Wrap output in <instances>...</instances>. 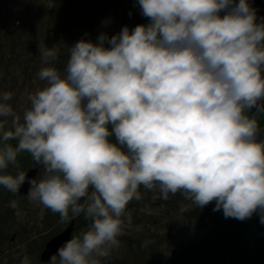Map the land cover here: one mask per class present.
Returning <instances> with one entry per match:
<instances>
[{"label": "clouds", "instance_id": "obj_1", "mask_svg": "<svg viewBox=\"0 0 264 264\" xmlns=\"http://www.w3.org/2000/svg\"><path fill=\"white\" fill-rule=\"evenodd\" d=\"M138 5L149 23L78 40L63 72L59 50L41 46L45 85L25 94L22 117L12 93L0 92V118L11 119L9 128L0 120V186L18 194L27 183L28 200L61 222L88 221L50 264H101L119 247L141 186L264 224V18L248 0ZM22 152L42 166L39 180L6 171Z\"/></svg>", "mask_w": 264, "mask_h": 264}, {"label": "rangeland", "instance_id": "obj_2", "mask_svg": "<svg viewBox=\"0 0 264 264\" xmlns=\"http://www.w3.org/2000/svg\"><path fill=\"white\" fill-rule=\"evenodd\" d=\"M53 2L54 0H0V92L12 93V99L8 103L21 117L23 111L30 106L25 94L45 85L37 75L43 66L39 53L41 46L56 47L59 50L54 66L63 72L69 47L78 40L83 38L95 43L101 33L110 38L124 26L130 30L131 7H128V1L109 0L108 8L96 15L94 25H80L72 30V35L64 31L57 34V25L49 19V9ZM135 2L137 1L133 0ZM20 10L26 11L27 22L20 36L9 39L7 33L17 23ZM10 41H13L12 45H9ZM12 54L14 59L10 56ZM0 120L4 121L5 128L11 126L10 118ZM24 163L9 165L6 171L15 175L19 171L33 169L37 170L36 180L42 177V166L32 158ZM139 191L141 199H133L127 205L123 234L118 237L119 247L109 257L102 259L101 264H168L178 245L198 242L210 235L211 230L197 224L196 208L183 195L175 200L176 203L171 200L170 205L172 194H169L168 199H163L158 189L148 190L141 186ZM6 198L15 200L17 209L9 207V202H3ZM185 206L191 210L181 215V208ZM10 209L14 210V216L8 212L10 216L6 217V211ZM47 210L43 205L30 202L28 198L15 197L0 186V256L3 255L0 257V264H21L25 255L30 258L31 263L43 264L39 262V254L46 237L50 233L56 235L62 232L69 224V221L58 224L55 221L45 229L44 216ZM17 211L19 215L16 214ZM129 216L130 222L127 219ZM71 219H74L75 225L76 217ZM81 230L82 228L74 229L72 237ZM46 264H50V261Z\"/></svg>", "mask_w": 264, "mask_h": 264}, {"label": "trees", "instance_id": "obj_3", "mask_svg": "<svg viewBox=\"0 0 264 264\" xmlns=\"http://www.w3.org/2000/svg\"><path fill=\"white\" fill-rule=\"evenodd\" d=\"M127 1L128 7H131L129 8L130 31L137 24L149 23L148 18L141 14L138 0L135 3H133V0ZM248 2L252 4L254 0H248ZM108 6L109 0L104 2L103 0H54L52 7L49 9V19L57 25V34L64 31L72 35V30L80 25L85 23H89V26L94 25L96 15L102 13L103 9H107ZM18 15L17 23L7 33L9 39L13 36H20L27 22L28 15L25 10H20ZM12 44L13 41H10L9 45ZM10 56L14 59L13 54ZM256 118L261 128L258 139L264 140V113L256 114ZM111 139L114 142V137ZM10 143L15 145L13 141H10ZM29 159H31L29 153H20L17 157L16 166L24 165V162ZM181 197L182 194L179 192L171 196L170 205H172L171 200L176 203L175 200ZM10 201V198L3 200V202ZM214 207L215 201L203 208L196 207L197 224L211 230L210 235L198 242H187L178 245L168 264H264V224L259 222V215L253 214L251 218L240 221L231 217L225 218L223 211L214 212ZM6 212V217L9 215L8 212L14 216V210L10 209ZM55 221L57 224L61 222L59 214L48 209L44 216L45 229L52 226ZM76 224L75 230L77 228L83 229L87 227L88 221L84 219L83 215H80L76 217ZM53 235L55 234H48L44 243ZM75 235H77L76 232L73 236Z\"/></svg>", "mask_w": 264, "mask_h": 264}, {"label": "water", "instance_id": "obj_4", "mask_svg": "<svg viewBox=\"0 0 264 264\" xmlns=\"http://www.w3.org/2000/svg\"><path fill=\"white\" fill-rule=\"evenodd\" d=\"M238 3V0H235ZM253 8L257 10V18H264V0H254L253 4H251ZM264 75V73H262ZM255 112V109L252 110L250 115ZM29 177L35 179L37 175V170L30 169L27 172ZM29 190V185L27 183L23 184L19 190V195H26ZM74 231V220H71L67 227L60 233L56 234L52 238H50L44 246L43 251L39 256L40 263H48L50 261V257L55 254L58 247H60L65 241L71 239L72 233Z\"/></svg>", "mask_w": 264, "mask_h": 264}, {"label": "bare ground", "instance_id": "obj_5", "mask_svg": "<svg viewBox=\"0 0 264 264\" xmlns=\"http://www.w3.org/2000/svg\"><path fill=\"white\" fill-rule=\"evenodd\" d=\"M253 4V3H252Z\"/></svg>", "mask_w": 264, "mask_h": 264}]
</instances>
